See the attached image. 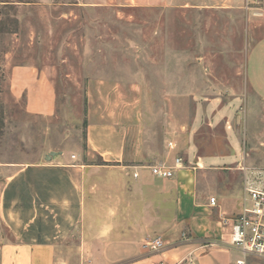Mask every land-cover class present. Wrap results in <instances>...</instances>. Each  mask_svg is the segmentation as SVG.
<instances>
[{
  "label": "rangeland",
  "instance_id": "374dc122",
  "mask_svg": "<svg viewBox=\"0 0 264 264\" xmlns=\"http://www.w3.org/2000/svg\"><path fill=\"white\" fill-rule=\"evenodd\" d=\"M263 36L264 0H0V188L49 152L96 162L83 124L92 112L145 159L172 142L207 199L264 185V101L246 74ZM30 72L52 93L49 114L34 112L42 88ZM11 240L0 218V243Z\"/></svg>",
  "mask_w": 264,
  "mask_h": 264
},
{
  "label": "crops",
  "instance_id": "0c3cea01",
  "mask_svg": "<svg viewBox=\"0 0 264 264\" xmlns=\"http://www.w3.org/2000/svg\"><path fill=\"white\" fill-rule=\"evenodd\" d=\"M246 74L264 101V36L249 46ZM27 82L42 88L30 96L34 112L49 114L47 84L31 72ZM127 139L123 127L92 112L85 145L96 162L61 153L5 176L0 218L12 240L0 243V264H224L221 256L237 250L220 220L238 214L241 196L210 197L212 207L193 188V159L174 178L159 179L147 167L172 165L176 156L145 159ZM156 237L164 248L146 252L143 244Z\"/></svg>",
  "mask_w": 264,
  "mask_h": 264
},
{
  "label": "built area",
  "instance_id": "2783aa9c",
  "mask_svg": "<svg viewBox=\"0 0 264 264\" xmlns=\"http://www.w3.org/2000/svg\"><path fill=\"white\" fill-rule=\"evenodd\" d=\"M168 148L173 150L175 145L168 143ZM153 177L168 180L184 168L183 160L175 157L172 165L158 164L147 167ZM134 178L137 174L133 175ZM210 206H216V199H209ZM222 227L229 228L228 246L242 254L234 264H246L247 256H254L264 260V185L256 184L244 188L240 198V208L237 215L223 217L220 220ZM146 252H159L164 248V242L156 237L143 244ZM190 259H183L174 264H191ZM165 264V263H159ZM194 264V263H193Z\"/></svg>",
  "mask_w": 264,
  "mask_h": 264
},
{
  "label": "water",
  "instance_id": "95a60500",
  "mask_svg": "<svg viewBox=\"0 0 264 264\" xmlns=\"http://www.w3.org/2000/svg\"><path fill=\"white\" fill-rule=\"evenodd\" d=\"M57 154H59V153L49 152V153L45 156V160H46V161H49V160H51V157H55Z\"/></svg>",
  "mask_w": 264,
  "mask_h": 264
},
{
  "label": "trees",
  "instance_id": "16d2710c",
  "mask_svg": "<svg viewBox=\"0 0 264 264\" xmlns=\"http://www.w3.org/2000/svg\"><path fill=\"white\" fill-rule=\"evenodd\" d=\"M83 124H84V127L86 128V125H87V124H86V121H84V123H83Z\"/></svg>",
  "mask_w": 264,
  "mask_h": 264
}]
</instances>
